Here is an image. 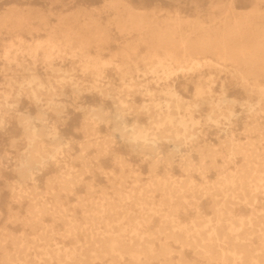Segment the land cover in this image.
<instances>
[{
	"label": "bare ground",
	"instance_id": "bare-ground-1",
	"mask_svg": "<svg viewBox=\"0 0 264 264\" xmlns=\"http://www.w3.org/2000/svg\"><path fill=\"white\" fill-rule=\"evenodd\" d=\"M159 1L0 0V264H264V0Z\"/></svg>",
	"mask_w": 264,
	"mask_h": 264
},
{
	"label": "rangeland",
	"instance_id": "rangeland-1",
	"mask_svg": "<svg viewBox=\"0 0 264 264\" xmlns=\"http://www.w3.org/2000/svg\"><path fill=\"white\" fill-rule=\"evenodd\" d=\"M36 1L37 2H40L42 0H36ZM132 1H134L135 4H139V0H132ZM204 1L206 2V0H170V1L169 0H160L158 3L160 5H162L163 7H166V8H169V9L177 8L178 7L181 10H184L186 12H191L194 9V5L195 4H198V5L201 6V4L205 3ZM235 1H236V5L238 7H240V8H244V7H247L248 6V0H235ZM84 2L86 4H95V5H98L99 0H84ZM152 2H154V0H145L144 3H146V4L149 5ZM184 4H185V6H184ZM167 5H169L170 7L167 6ZM102 15L105 18H108L109 17V14L108 13H102ZM109 72H110V74H109ZM77 73H80V72H77ZM105 74L108 76V79L113 80L116 83L119 82V80L116 79V76H115V72L114 71H112V70H106V73ZM2 81H3V79L1 78V73H0V83ZM188 90H191V89L188 88ZM228 92L230 94H232L236 98H240L242 96V94H241L240 91L235 90V89H233V87H230V86L228 87ZM84 94L86 95V92H84ZM85 99H86V101H90V98H85ZM253 99L255 100V96H253ZM21 105H23V106H29L30 107L29 103H27L26 101H24ZM236 112L237 113H241L240 109H236ZM79 114H80V111L78 109H73V111L71 112L72 124H75V125L78 124V116H79ZM71 134H72V136H74L75 139H77V140L80 139L78 137L76 131H72ZM127 157L128 158H132V161L136 160L135 157H131L129 155H127ZM135 163H137L136 166H140V163L139 162H135ZM140 169L142 171V175L141 176H145L146 175L145 174V168L143 166H141ZM174 173H178V171L174 170ZM96 179L99 180V177L96 176ZM100 183H101V181H100ZM108 190H110V188H108ZM76 193L78 195H82L84 192L82 190H78ZM0 217L2 218V221H0V231H1L2 225L5 224V222H7L6 220H4L5 219V207L3 205L0 207ZM5 226H6V229H10V230L14 231L15 235L20 236L19 226L18 225H8V226L5 225Z\"/></svg>",
	"mask_w": 264,
	"mask_h": 264
}]
</instances>
